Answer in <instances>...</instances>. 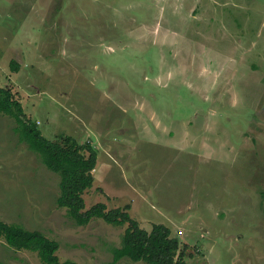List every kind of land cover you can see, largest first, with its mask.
I'll use <instances>...</instances> for the list:
<instances>
[{"label":"rangeland","instance_id":"1","mask_svg":"<svg viewBox=\"0 0 264 264\" xmlns=\"http://www.w3.org/2000/svg\"><path fill=\"white\" fill-rule=\"evenodd\" d=\"M12 63L16 69L12 68ZM0 87L51 140L97 153L85 209L162 224L187 264H264V0H0ZM0 113V220L113 261L127 223L77 225ZM0 264H43L0 238Z\"/></svg>","mask_w":264,"mask_h":264},{"label":"trees","instance_id":"2","mask_svg":"<svg viewBox=\"0 0 264 264\" xmlns=\"http://www.w3.org/2000/svg\"><path fill=\"white\" fill-rule=\"evenodd\" d=\"M12 68L16 69L12 63ZM0 113L16 121L15 132L18 139L28 149L35 152L47 169L59 176L58 207L65 208L67 215L77 225H85L93 219H102L108 224L121 226L127 223L121 245L113 250V261L122 258L144 264H187L188 247L179 251V241L170 236L169 229L162 224H154L150 231L139 227L124 209L106 210L103 202L85 209L83 193L92 187L97 153L90 143L79 144L74 138L51 140L42 135L36 123L28 118L21 102L7 88L0 87ZM0 238L12 248L35 252L43 264H78L66 260L61 262L56 254L59 244L38 230H28L20 225L8 224L0 220Z\"/></svg>","mask_w":264,"mask_h":264}]
</instances>
